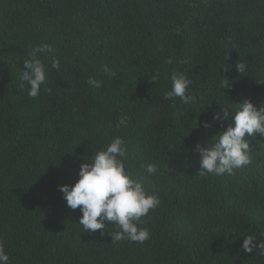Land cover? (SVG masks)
Returning a JSON list of instances; mask_svg holds the SVG:
<instances>
[{"label": "trees", "instance_id": "obj_1", "mask_svg": "<svg viewBox=\"0 0 264 264\" xmlns=\"http://www.w3.org/2000/svg\"><path fill=\"white\" fill-rule=\"evenodd\" d=\"M44 43L61 69L40 57L48 79L32 99L20 71ZM173 72L192 80L197 103L162 99ZM220 77L232 82L225 92ZM249 98L264 104V0H0V243L9 264H264L258 249L242 250L246 235L264 236V137L249 138L248 166L195 176V146L231 121L221 126L213 114ZM117 136L125 169L160 199L140 225L150 232L143 243H112L110 223L85 233L58 190Z\"/></svg>", "mask_w": 264, "mask_h": 264}, {"label": "clouds", "instance_id": "obj_2", "mask_svg": "<svg viewBox=\"0 0 264 264\" xmlns=\"http://www.w3.org/2000/svg\"><path fill=\"white\" fill-rule=\"evenodd\" d=\"M55 51L54 45L44 43L33 48L29 58L23 61L24 70L20 71L19 86L27 87V95L30 98L38 97L41 86L48 79V69L40 57L45 54L52 57L51 69L60 71V60L53 56ZM247 67L246 62L239 61L236 64L240 76L247 71ZM103 71L109 78H115L117 75L108 66H104ZM159 76V72H156L149 78L150 82L156 84ZM170 79L171 88L163 94V100L179 98L185 105L197 103L198 97L190 88L192 80L185 73L173 72ZM87 83L93 88L103 86L101 80L93 77H89ZM219 87L225 92L232 87V82L226 77L221 78ZM45 90L49 94L52 92L51 88ZM234 104L235 109L220 106V111L213 114V120L218 121L221 126L231 117L226 130L213 136L208 147L200 144L195 146L194 151L199 155V168L195 176L204 178L210 174L231 175L234 170L252 162L249 138H255L257 135L264 137V104L256 106L250 98ZM127 119L126 115L122 116L118 126L123 125ZM203 127L210 128L211 124L205 121ZM126 155L124 140L119 136L115 137L103 149L92 154L89 157L90 162L84 160L80 164L78 180L74 185H62L58 190L69 209H79L82 213L76 224L80 225L85 233L105 230L110 223L116 229L110 232L112 243H143L150 238V232L140 225L146 223L143 218L150 210H155L160 205V199L157 195L148 194L143 184L125 169L122 158H126ZM141 167L149 176L158 172L157 167L151 163L142 164ZM100 234L104 235V231ZM259 236L262 237L259 241L255 233L243 237L242 250L251 254L258 249L255 253L264 257V236ZM9 260V255L0 243V264H9Z\"/></svg>", "mask_w": 264, "mask_h": 264}]
</instances>
